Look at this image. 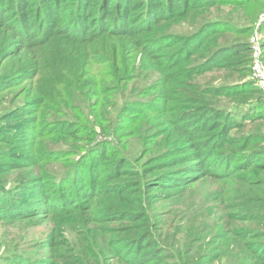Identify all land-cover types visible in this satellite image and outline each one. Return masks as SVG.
<instances>
[{
  "label": "trees",
  "instance_id": "16d2710c",
  "mask_svg": "<svg viewBox=\"0 0 264 264\" xmlns=\"http://www.w3.org/2000/svg\"><path fill=\"white\" fill-rule=\"evenodd\" d=\"M263 10L264 0H0V219L46 215L55 223L49 252L23 264L222 260L196 235L186 251L169 252L158 231L193 209L187 190L203 203H232L234 220L261 218L264 182L253 172L264 171V148L248 149L256 140L240 129L264 120L253 114L264 107L263 93L248 77L249 37ZM217 72L232 84L204 77ZM24 79V107L6 112L2 93ZM134 79L154 91L149 102L126 98ZM221 100L248 109L236 119ZM18 113L26 118L22 134L5 122ZM55 132L76 141L72 162L41 146ZM34 138L41 140L31 148ZM25 145L29 154L18 161L14 149ZM44 158L66 161V169L20 175ZM209 179L229 189L208 190Z\"/></svg>",
  "mask_w": 264,
  "mask_h": 264
},
{
  "label": "rangeland",
  "instance_id": "374dc122",
  "mask_svg": "<svg viewBox=\"0 0 264 264\" xmlns=\"http://www.w3.org/2000/svg\"><path fill=\"white\" fill-rule=\"evenodd\" d=\"M261 15H263V19L258 24ZM253 23L255 26L250 34L249 40L251 36L256 33L260 42L264 43V14H259ZM205 76L206 80H211L210 82L213 84L228 85L229 83L232 84L231 82H233L224 79V76H222L219 72L206 75L204 74V77ZM248 77L253 80L254 77L252 71L249 73ZM147 83V81L134 79L130 82V85L126 86V88L122 87L125 90L123 93L126 94V98L131 100L132 104L134 102H149L154 91L142 88L145 87ZM202 83H205V78ZM10 90L11 92L5 91L1 95L2 98L6 100V112H20V109L24 107V94L28 90L26 79L11 87ZM11 97L13 98L12 102L9 101ZM259 97L264 103V95L261 94ZM125 102V99L119 98L118 104L121 105L122 108V105L125 104ZM220 105L222 110H233L236 119L241 118L242 110L246 108L248 109L246 105L239 107L237 105L228 104L224 100L220 101ZM256 110L257 112H254L253 114H258L259 112H261L260 114H264V107H257ZM23 112H26V110H23ZM23 114L24 113H21L19 115L18 113L17 116H11L10 118H8V116V119H5V122L12 123L15 134H20V132L22 134V128L26 124V118L23 116ZM262 123V125H258L261 123H257V121L252 122L248 126L240 129L244 135L251 134L256 140V143L252 144L248 149L262 152L264 148V120ZM76 131L79 132V129H76ZM49 138L51 139L50 141L44 139L41 144V146L46 145L44 149H57L61 156H67L66 160L69 163L74 160V155H68V152H70L72 148H74V150L76 149V147L71 145L72 142H76L74 139H67L64 142L62 140V135H60L58 132L51 134ZM40 140V138H36L30 147L32 148V145L34 144L38 145ZM29 145H25L20 149H14L17 154L16 159L18 161L22 158L23 154L27 153L26 148ZM129 145L131 148L134 147L135 152H138L140 149V145L137 141H132L129 143ZM76 150L79 151L80 149ZM30 153H32V151H30ZM65 162L66 161H62V165L59 167V162L55 163L47 161L46 158H44L40 160V162L34 167H29L28 165L21 167L20 175H42L43 173H49L50 175H53L56 172H60L59 169H66ZM12 174H15V171H12ZM10 176L13 179V176ZM253 177L260 178L264 182V171L262 172L255 169L253 172ZM11 178L3 179V181L7 183L8 187H12L11 185L14 184L11 182ZM46 178L48 177H44L43 180ZM205 187H207L208 190L220 189L222 191H226V188H228V183L212 181L209 179L205 181ZM185 194L187 195L188 201L194 205L193 209H186V212L185 208L181 207L180 210H183L186 213H184L179 218L175 216L172 218L173 220L168 221V223L165 225V229L158 231V233L166 236V246L170 249L169 252L173 251L176 254L175 248L180 249L181 251H186L191 244L190 237H194L196 235L198 238H205V242H207L208 250L210 252H213L216 256L222 253V260L217 264H231L228 261L233 259L239 264H264V254L259 253V255H254L257 253L260 243H262L264 246V204H260L261 218L259 220L237 221L228 217V213H233L235 210H237L231 208L232 203L223 204L218 201L216 203L207 204L201 201L200 194L195 192L189 194L188 190L185 191ZM21 198L23 199L24 197ZM49 220V217L46 215L38 216L36 221L33 223H30L28 219H15L11 222L0 219V264H23L22 261L27 258H35L36 256L48 253V245L50 244V241L56 240V237H53L52 239L48 237L49 233L55 230V227H53L55 223H50ZM154 221L161 224L160 218L157 216L155 217ZM174 221L176 222L173 223ZM177 222L180 223L178 228ZM234 229L241 230L245 232L246 235L240 238L233 237L232 233ZM58 239L60 241H65V239H62L61 236H58ZM41 242L44 244L42 245ZM242 260H244L245 263L241 262Z\"/></svg>",
  "mask_w": 264,
  "mask_h": 264
},
{
  "label": "built area",
  "instance_id": "2783aa9c",
  "mask_svg": "<svg viewBox=\"0 0 264 264\" xmlns=\"http://www.w3.org/2000/svg\"><path fill=\"white\" fill-rule=\"evenodd\" d=\"M263 19V15L260 16L259 22ZM250 44L252 48V60L251 71L258 87L264 95V59H263V46L260 42L258 35L255 33L250 38Z\"/></svg>",
  "mask_w": 264,
  "mask_h": 264
}]
</instances>
